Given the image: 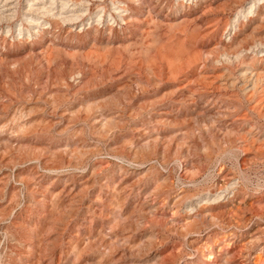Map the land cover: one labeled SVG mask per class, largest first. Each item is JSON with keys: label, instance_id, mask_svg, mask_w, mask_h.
Listing matches in <instances>:
<instances>
[{"label": "rangeland", "instance_id": "obj_1", "mask_svg": "<svg viewBox=\"0 0 264 264\" xmlns=\"http://www.w3.org/2000/svg\"><path fill=\"white\" fill-rule=\"evenodd\" d=\"M0 264H264V0H0Z\"/></svg>", "mask_w": 264, "mask_h": 264}, {"label": "bare ground", "instance_id": "obj_2", "mask_svg": "<svg viewBox=\"0 0 264 264\" xmlns=\"http://www.w3.org/2000/svg\"><path fill=\"white\" fill-rule=\"evenodd\" d=\"M257 78V77H256ZM257 80V79H256Z\"/></svg>", "mask_w": 264, "mask_h": 264}]
</instances>
